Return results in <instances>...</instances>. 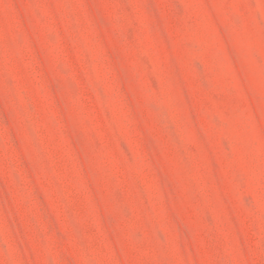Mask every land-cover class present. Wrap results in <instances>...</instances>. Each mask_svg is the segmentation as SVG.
I'll list each match as a JSON object with an SVG mask.
<instances>
[{
	"label": "rangeland",
	"instance_id": "rangeland-1",
	"mask_svg": "<svg viewBox=\"0 0 264 264\" xmlns=\"http://www.w3.org/2000/svg\"><path fill=\"white\" fill-rule=\"evenodd\" d=\"M0 264H264V0H0Z\"/></svg>",
	"mask_w": 264,
	"mask_h": 264
}]
</instances>
